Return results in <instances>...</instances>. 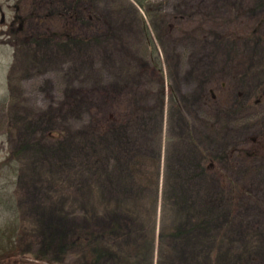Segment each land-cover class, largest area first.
I'll use <instances>...</instances> for the list:
<instances>
[{"label":"rangeland","instance_id":"rangeland-1","mask_svg":"<svg viewBox=\"0 0 264 264\" xmlns=\"http://www.w3.org/2000/svg\"><path fill=\"white\" fill-rule=\"evenodd\" d=\"M15 15L27 18L16 38ZM80 31L99 39L80 44ZM162 78L182 103L179 113L191 116L198 143L224 158L228 255L264 264V0H144V7L134 0H0V196L14 203L0 206V231L11 224L17 253L0 264H86L80 233L107 228L113 215L90 189L101 217L93 224L77 188L83 143L91 154L97 147L82 131L80 107L94 115L99 105L106 116L135 104L139 123L121 135L133 137L130 145L142 142L146 118L163 115L166 129ZM7 158L10 170L1 166ZM86 161L95 174L96 158ZM106 161L113 165L112 157ZM106 167L102 177L121 179Z\"/></svg>","mask_w":264,"mask_h":264},{"label":"trees","instance_id":"trees-1","mask_svg":"<svg viewBox=\"0 0 264 264\" xmlns=\"http://www.w3.org/2000/svg\"><path fill=\"white\" fill-rule=\"evenodd\" d=\"M134 2L144 7V0ZM63 13L67 16L66 9L60 12ZM26 21L27 18L15 15L10 24L14 38L25 32ZM66 23L62 34L69 41L71 28ZM140 28L147 33V48L156 57V70L164 76L160 52L149 34L148 24L143 20ZM83 33H77L80 44L92 45L99 39ZM160 91L163 114L164 108L168 114L166 129L163 115L158 122L146 118L142 142L133 139L132 145L128 143L133 137L121 132L125 128L133 133L139 123L135 104L131 108H113L106 116L100 114L99 105L94 115L80 107L82 131L95 140L97 147L91 154L88 140L83 143L82 179L77 188L90 210L86 216L93 224L101 217L90 206L87 198L90 189L97 193L99 205L108 206L113 215L107 228L95 227L80 233L86 264H239L227 253L226 227L222 222L226 210L225 178L221 170L224 158L198 143L196 131L190 125L191 116L179 113L182 103L173 85L165 84L162 78ZM111 98L109 102L114 101ZM210 126L209 123L207 127ZM106 157H112L113 164L108 166L106 161V168L119 173L120 180L114 181V175L110 179L102 177ZM93 158L99 166L90 175L86 160L92 162ZM2 165L10 170L11 158ZM11 200L0 196V206L10 210L14 205ZM9 225H4V229L10 228ZM5 230L0 231V263L14 262L17 257L13 242H9L12 234Z\"/></svg>","mask_w":264,"mask_h":264}]
</instances>
